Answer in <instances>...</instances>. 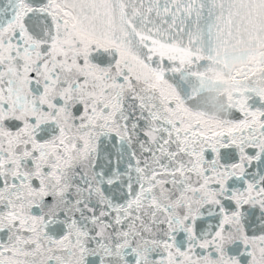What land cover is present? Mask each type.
Masks as SVG:
<instances>
[{
	"label": "snow or ice",
	"instance_id": "6c2138e0",
	"mask_svg": "<svg viewBox=\"0 0 264 264\" xmlns=\"http://www.w3.org/2000/svg\"><path fill=\"white\" fill-rule=\"evenodd\" d=\"M0 264H264V0H0Z\"/></svg>",
	"mask_w": 264,
	"mask_h": 264
}]
</instances>
